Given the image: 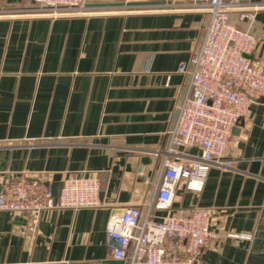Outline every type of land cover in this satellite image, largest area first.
Instances as JSON below:
<instances>
[{"label": "crops", "instance_id": "1", "mask_svg": "<svg viewBox=\"0 0 264 264\" xmlns=\"http://www.w3.org/2000/svg\"><path fill=\"white\" fill-rule=\"evenodd\" d=\"M86 3L88 14L51 18L30 14L33 0H0V190L26 179L58 197L66 178L93 176L103 203L38 215L0 211V264H116L110 218L131 204L146 213L154 196L188 84L177 69L198 50L208 16L163 9L160 0ZM253 30L264 32V10ZM254 55L264 57V41ZM225 158L233 166H214L200 193L182 182L173 208L155 214L212 212L220 240L194 264H264L263 101L251 105Z\"/></svg>", "mask_w": 264, "mask_h": 264}, {"label": "built area", "instance_id": "2", "mask_svg": "<svg viewBox=\"0 0 264 264\" xmlns=\"http://www.w3.org/2000/svg\"><path fill=\"white\" fill-rule=\"evenodd\" d=\"M33 1L34 5L25 9L34 16L90 13L86 0ZM160 1L163 9L205 13L208 22L198 50L177 69L188 76V84L167 134L162 168L146 213L140 205L131 204L108 222L107 245L116 264H194L206 248L219 242L220 233L213 227L209 209L194 207L161 218L155 213L173 208L182 182L187 190L200 193L214 166H233L225 158L233 130L253 103L264 102V57L254 55L264 41V32L253 30L264 1ZM192 147H199L200 155L182 151ZM102 205L100 180L93 176L66 178L58 197L47 185L26 179L7 180L0 190V211L21 216Z\"/></svg>", "mask_w": 264, "mask_h": 264}, {"label": "water", "instance_id": "3", "mask_svg": "<svg viewBox=\"0 0 264 264\" xmlns=\"http://www.w3.org/2000/svg\"><path fill=\"white\" fill-rule=\"evenodd\" d=\"M153 2H130V3H128L127 5L128 6H144V5H149V4H152ZM113 6H123V5H125V3H121V4H112ZM239 131H240V126H237V127H235L234 128V130H233V133L234 134H237V133H239Z\"/></svg>", "mask_w": 264, "mask_h": 264}]
</instances>
